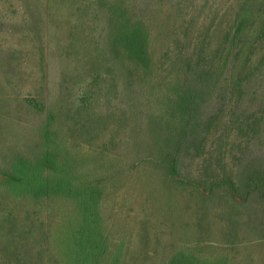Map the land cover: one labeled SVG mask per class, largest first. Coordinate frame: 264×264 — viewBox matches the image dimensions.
Masks as SVG:
<instances>
[{
	"label": "rangeland",
	"instance_id": "rangeland-1",
	"mask_svg": "<svg viewBox=\"0 0 264 264\" xmlns=\"http://www.w3.org/2000/svg\"><path fill=\"white\" fill-rule=\"evenodd\" d=\"M131 1L135 11L149 18L154 26V57L164 64L165 69L173 68L186 74L183 75L185 86L191 84L186 81L190 72L200 73L195 77L205 76L201 72L207 70L212 74V82L202 80L203 87L212 84L213 90L208 85L202 91L203 96L212 95L208 101L202 102L200 110L203 125L208 120L212 124L205 130L204 126L198 129L196 135L188 140L189 145L185 143L186 147L180 155V174L189 183L176 184L166 173L148 163H140L134 169H129L131 163L125 169L121 163L119 166L115 163L117 173L104 179L106 193L100 206L104 227L107 225L109 229H98L100 218L97 216L91 230H80L78 226L71 228L70 221L73 225L76 216L82 222V213L80 218L78 211L74 213L69 209L46 210L48 219L44 227H40L31 216L24 219L23 208L12 201L10 193H20L27 184L14 182L6 191L4 184L7 179L0 173V247L5 243V230H32L27 242H19L20 259L13 256L16 245L12 244L6 254L3 251L5 255L0 253V264H107L110 258L116 264H264V202L258 196H252L248 203L250 208L239 207L235 186L232 189L229 184L233 181L234 185H238V174L246 162L264 159V117H261L264 114V77L251 80L249 85L253 88L248 89L245 96H238L235 89L238 82V40L229 54L224 73L217 81L215 76L217 66L227 53L228 41H223L224 37L220 36L230 29L238 11V0ZM70 2L74 4L73 0ZM76 2L70 7L66 6L68 2L64 7L57 5L55 8L58 10L53 13L49 11L48 0H44L42 6H33L30 12L34 16H39L41 12L44 24L39 36L40 49L35 43L30 46L29 39L24 38L23 50L18 49L22 53L20 61L16 58V42L20 41V36L10 31L16 30L17 21H21L22 12L27 7L23 0H0V42L6 40L2 42L4 48L3 45L0 47V76L4 72L10 79L23 75L27 78L21 86L24 96L31 91H36L32 94L36 95L35 77H40L41 74L36 73L41 69L33 67V57L38 53L48 58V61L45 60L48 66L45 79L49 87L44 82L47 87L36 95L42 101L53 103L55 97V106L61 107L62 101L63 106L73 112L80 109L82 96H86L93 102L95 111L104 114L102 117L107 118L110 126L117 128L123 120L130 126L133 112L122 106L126 102L125 82L118 79L113 85L105 61L95 55L106 47V19L102 12L94 10L79 13L82 3L79 5L80 1ZM77 7L78 10L74 11ZM217 24L221 26L218 35H214ZM34 33H30L31 39ZM96 74L102 79L99 84L92 81ZM114 88L119 90L114 92ZM11 95L14 96V91L8 90L0 77V127L9 119V124H16L15 121L10 122L16 117L13 104L9 101ZM57 95L64 99L60 101ZM176 95L179 96L177 99H166L172 101L171 105L166 102L159 108L162 109V117L145 121L148 129L142 154L145 149L170 148L173 141L183 135V123L190 118L193 121V117L186 113L190 105L181 101L187 95L185 89H176ZM141 96L135 94L131 102L138 115L144 118V110L138 106L143 103ZM19 106L23 118H27L26 111L29 109L21 98ZM62 112L63 117L67 116L66 112ZM249 117L261 118V129L241 133L238 126ZM142 121L138 125L140 129ZM127 124L123 123V126L127 128ZM8 126L0 128L1 139L9 140L7 143L0 142V161L9 166L17 155H23V159L29 155L25 160L20 157L22 166L14 167V171L27 177L29 171H25V164L30 159V166L41 165V159L37 158L39 150L30 155L31 142L26 141L25 133L22 135V131ZM6 129L12 130V133L6 132ZM118 129L123 131L124 128ZM65 151L61 145L54 148L59 167H69L70 162H75L76 166L82 164L80 159L74 160L70 152ZM119 152L130 154L129 150L120 149ZM199 183L203 184V188L210 183L219 187L215 188V194H206L198 186ZM3 205L10 212H5ZM12 205H15L13 210ZM32 209L33 205L25 204L27 214ZM66 217L70 220L67 225L62 223ZM59 219L60 223L54 225ZM38 239L40 242L45 239L47 248L44 251H39V245L32 244ZM27 243L32 250L24 247ZM79 243L82 244V254L84 251L81 260L78 257L81 253ZM103 248L109 251V256L105 258H102Z\"/></svg>",
	"mask_w": 264,
	"mask_h": 264
},
{
	"label": "trees",
	"instance_id": "trees-1",
	"mask_svg": "<svg viewBox=\"0 0 264 264\" xmlns=\"http://www.w3.org/2000/svg\"><path fill=\"white\" fill-rule=\"evenodd\" d=\"M23 1L27 7L22 12L23 18H21V21H17L16 30L10 31V33L20 36V41L16 42V55H18L16 58L20 61L22 53L18 52V49L21 48L23 50V39L28 38L29 40L27 41L30 46L35 43L36 47L40 49L39 36L44 26L41 22V12L39 16H34L30 12L34 5L42 6L44 0ZM70 1L72 0H48L49 11L53 13L54 10H58L55 6L61 4L64 7L66 2H68L66 6L70 7L77 3L76 1H80L79 5L82 3V8L79 13L87 10L103 13L106 19L105 37L107 43L106 47H103L104 50H98L95 55L103 62L105 61L104 63H106L105 65L110 75L109 78H111L110 81L113 82V85L118 79L124 80L123 91L126 102L122 103V106L133 112V123L129 126L128 122L123 120L124 125L127 124V128L123 126V123L117 128L110 126L107 123V118L102 117L104 114H98L92 107L93 102L86 96H82L80 109H74L73 112L63 106L61 100L64 98L61 95L60 97L57 95L61 101V107L55 106V97L53 103L52 101L50 103L42 101L36 95L41 89L49 85L45 79V75L47 76L48 58L42 57L37 53V56L33 57V67L37 68L38 66L39 68L37 69H41V71L36 74L41 75L39 78L35 77L36 95H32L36 91L34 93L31 91L27 96H24L21 86H23L24 79L27 78L23 75L18 74L16 78L10 79V77L5 76L4 72L0 76L5 81L6 88L11 92L14 91V96L11 95L9 101L13 104V110L16 113V117L10 121H15V125L9 124V119L8 122L2 123L0 128H3L4 125H10L8 126L11 127L10 129L22 131V135L25 133V137L28 139L26 141L31 142L32 149L29 153L30 155L35 154L39 150L37 151V158L41 159V165L36 163L35 167L30 166V159L25 164L28 168L25 167V171H29V175L26 177L25 174L14 171V167L22 166V160L28 158L29 155L25 159H23V155H17L9 166L2 164V161H0V173L7 179L4 184L6 191L14 182L27 184L26 187L21 188L22 191L20 193H10L12 201L17 202L23 208V216H26L23 217L24 219L31 216L36 219L40 227H44L45 220L48 219L46 210L65 209L67 211L69 209L74 213L78 211L80 218L82 213V222L75 216L72 225L69 218L66 217L62 222L65 225L70 221L71 228H77L78 226L81 228L80 230H91L94 218L98 216L100 218L98 229L106 230V227L107 229L109 227L107 225L104 227L100 206L106 193L104 179L117 173L118 168L116 169L115 165L117 164L115 163H118V166L121 163L124 169L130 163L129 169H134L140 163H148L162 173H166L169 179L176 184L189 183L180 174V155L186 147L185 143L187 146L189 145L190 141L188 140L192 135H196L198 129L200 130L204 126L203 130H205L207 127L210 128L212 124L208 120L203 125L200 111L202 102L208 101L207 99L212 95L205 94L208 97L203 96L202 91L208 85L213 90L212 84H207L203 87L202 80L212 82V74L207 70L206 72H201L205 76L195 77L194 75H199L200 73L190 72V78L187 77L186 81L191 84H188L190 86H185L186 82L183 75L186 74L179 73L173 68L165 69L164 64L159 63L154 57L155 28L148 20L149 18L135 11L136 9L131 0L132 4L129 0H73L74 4ZM77 10L78 7L74 11ZM235 13L236 15L229 27L230 29L225 30V34L220 36L221 38L224 37L223 41L226 39L228 41L227 53L226 57L217 66L215 76L217 81L224 73V69L228 66L229 54L233 51V45L238 40V82L235 89L238 92V96L241 97L245 96L248 89L253 88L252 85H249L251 80L264 77V0H238V11ZM33 16L34 18H32ZM220 26L221 24H217L216 28L214 27V35H218L217 31ZM32 32H35L33 39H31L32 34H30ZM2 42H0V47L3 45L2 48H4L5 44H2ZM254 59H257L255 60L256 62H254ZM190 68L192 71V67ZM92 81L95 84H99L102 81L101 76L96 74ZM44 82L47 86L43 84ZM207 82L204 83L206 84ZM198 86L201 88L199 89ZM176 89H185V94L187 95L182 97L184 100L181 101H186L190 105L186 113L189 117H193V121L190 118L183 123L185 124L183 135L175 139L170 148L166 150L160 149V147L156 150L154 148L145 149V153L142 154L143 143L146 142L144 136L147 134L146 130L148 129L145 121L151 122L154 118L162 117V109L159 108L166 102H170L168 105L172 104V101L166 100L167 98L177 99L179 97L176 95ZM116 91L114 88V92ZM135 94L143 95L141 96L142 99H140L143 103L138 106L144 110V118L138 115L131 102L135 98ZM19 98L29 109V111H26L28 114L27 118H23L21 114ZM62 111L66 112L67 116L63 117ZM261 117H264V114ZM251 118L247 119L250 121L246 120L242 125L238 126V130L241 133H253L256 129H261V118L259 120ZM142 119L144 120L142 121L144 128L141 127L140 129L138 125ZM121 127L124 128L123 131H119L118 128ZM9 130L6 129L5 131L12 133V130H10L11 132ZM1 132L2 129H0V142L7 143L9 141L8 138L1 139ZM56 145H61L66 150V153L70 152L71 157L74 160L80 159L82 164L76 166L75 162H70L69 167H59L60 164L55 161L57 155L54 153V148ZM120 149L129 150V156L119 152ZM15 159L16 161H14ZM31 169H33L32 173ZM31 181L34 182L30 183ZM222 183L224 182L222 181ZM229 184H231L232 189L235 186L234 191L238 193L239 207L244 205L242 207L248 206L250 208L248 203H250L252 196H258L264 202V159H253L246 162L238 174V185H234L233 181ZM201 185L203 186V184L199 183L198 186L201 187ZM218 187L219 185L216 183H210L208 186L204 185V188H201L206 194H215V188ZM25 204L33 205L31 213L27 214ZM14 207L15 205H12V210ZM34 207L36 210H34ZM3 210L10 212V209L4 205ZM13 219L15 218L13 217ZM60 221L59 219L54 225L60 223ZM62 223L61 226H63ZM14 224L18 225L16 221H14ZM14 224L12 228L15 227ZM31 233L32 230H5V243L4 246L0 247L1 255H5L10 250V245L15 244L16 248L13 250V256L18 258L19 242H27V236ZM43 241L40 242L38 239L36 243L32 244L39 245V251H44L47 245L45 239ZM29 244L24 245L28 251L32 250L31 247H27ZM78 245L81 249L78 257L82 259L84 251L82 254V244L79 243ZM3 251H5V254ZM108 252L106 248H103L102 258L109 256ZM107 264L116 263L110 258Z\"/></svg>",
	"mask_w": 264,
	"mask_h": 264
}]
</instances>
